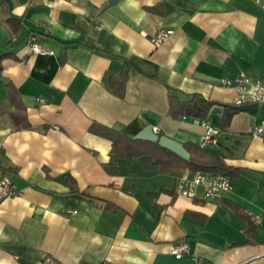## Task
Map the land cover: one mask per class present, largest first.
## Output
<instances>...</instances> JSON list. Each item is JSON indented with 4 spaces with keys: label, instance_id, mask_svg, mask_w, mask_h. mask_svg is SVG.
I'll return each instance as SVG.
<instances>
[{
    "label": "crops",
    "instance_id": "obj_1",
    "mask_svg": "<svg viewBox=\"0 0 264 264\" xmlns=\"http://www.w3.org/2000/svg\"><path fill=\"white\" fill-rule=\"evenodd\" d=\"M160 29L171 33L155 46ZM31 37L51 52L30 51ZM239 72L264 80V9L251 0H0V178L18 192L0 196V264H264V138L250 132L264 105L230 108L234 89L219 82ZM7 85L28 128L12 123ZM170 95L211 104L203 118L171 116ZM202 120L218 130L205 148L233 170L231 189L211 199L176 192L191 170L111 155V140L89 131L188 159ZM203 231L223 244L195 237Z\"/></svg>",
    "mask_w": 264,
    "mask_h": 264
},
{
    "label": "trees",
    "instance_id": "obj_2",
    "mask_svg": "<svg viewBox=\"0 0 264 264\" xmlns=\"http://www.w3.org/2000/svg\"><path fill=\"white\" fill-rule=\"evenodd\" d=\"M121 84L125 82L126 79V69L120 74ZM111 81L109 84H113ZM112 86V85H111ZM113 87V86H112ZM111 87V90L116 92L118 95L122 93L116 91ZM9 90V100L14 104L15 110L18 113L12 116V123L16 128H28L30 125L23 114V105L18 101L16 92L14 93L12 87L7 85ZM169 107L168 111L171 116L177 114H188L194 117L203 118L207 108L210 106L211 102L202 99L200 96H193L188 101L178 100L175 95L169 96ZM230 115H225L223 117V125L227 124ZM89 131L98 134L100 136L106 137L111 140L112 148L111 155L117 154L122 157H139L142 161L155 164L163 170H168L174 175L181 176V172L184 169H189L193 173L196 172H208V173H222L231 176L233 170L229 167L223 159V156L211 151L203 146L185 143V147L189 152V158L184 159L175 152L169 150L168 148L161 146L157 142H152L149 140L138 139V138H128L122 136L116 130L100 125L91 124ZM164 191L174 194V190ZM230 207L237 212L243 219L247 222V228L245 231H252V224L249 216L244 212L240 206L231 204ZM252 235L249 232V235ZM252 241V239H251ZM202 264H205L203 262Z\"/></svg>",
    "mask_w": 264,
    "mask_h": 264
},
{
    "label": "built area",
    "instance_id": "obj_3",
    "mask_svg": "<svg viewBox=\"0 0 264 264\" xmlns=\"http://www.w3.org/2000/svg\"><path fill=\"white\" fill-rule=\"evenodd\" d=\"M251 1L264 9V0ZM170 33L171 29H160L150 37V40L155 46H158L167 39ZM29 41L28 48L30 51L51 52L50 49L34 41L33 37H31ZM219 82L224 86H231L234 89L233 104L257 103L264 105V80L251 79L245 73L239 72L233 77H222ZM201 124L204 126V132L201 136L200 145L205 147L217 144L216 134L218 130L215 127L206 125L203 120ZM158 129V126L153 127L154 131H158ZM250 132L264 138V122L252 126ZM230 189L231 178L228 175L208 172H196L190 176L182 177L176 186V192L180 195L192 198L197 196L200 190L205 199L219 197L222 193ZM17 193L18 192L14 190L8 177L3 176L0 178V196L16 195ZM68 211L70 213L74 212V210ZM187 251L188 244L184 241L178 242L171 248V252L177 257ZM51 261V256L45 255L37 264H50ZM195 264H200V262L196 260Z\"/></svg>",
    "mask_w": 264,
    "mask_h": 264
},
{
    "label": "water",
    "instance_id": "obj_4",
    "mask_svg": "<svg viewBox=\"0 0 264 264\" xmlns=\"http://www.w3.org/2000/svg\"><path fill=\"white\" fill-rule=\"evenodd\" d=\"M228 106L232 109L243 110L249 113H255L258 109L257 103H244L240 105H228ZM195 237L204 238L213 243L220 244V245L223 244L224 242V239L222 237L218 236L217 234H214L212 232H207V231L199 232L195 235Z\"/></svg>",
    "mask_w": 264,
    "mask_h": 264
}]
</instances>
